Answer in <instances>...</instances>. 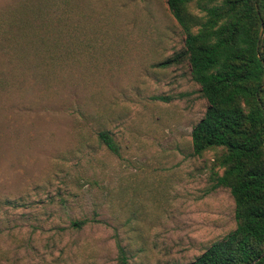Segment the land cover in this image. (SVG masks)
<instances>
[{"label":"rangeland","instance_id":"obj_1","mask_svg":"<svg viewBox=\"0 0 264 264\" xmlns=\"http://www.w3.org/2000/svg\"><path fill=\"white\" fill-rule=\"evenodd\" d=\"M35 1L0 41V264L193 260L233 201L192 154L187 65H156L183 46L165 0Z\"/></svg>","mask_w":264,"mask_h":264},{"label":"trees","instance_id":"obj_2","mask_svg":"<svg viewBox=\"0 0 264 264\" xmlns=\"http://www.w3.org/2000/svg\"><path fill=\"white\" fill-rule=\"evenodd\" d=\"M165 2L183 46L156 65H187L206 102L190 130L192 154L212 152L211 189H227L233 201L234 228L185 264H264V0ZM47 3L36 0L35 11ZM29 9L19 0L3 10L0 41L10 42L6 35L21 28L18 15ZM96 135L115 152L107 131ZM119 264H125L121 248Z\"/></svg>","mask_w":264,"mask_h":264},{"label":"water","instance_id":"obj_3","mask_svg":"<svg viewBox=\"0 0 264 264\" xmlns=\"http://www.w3.org/2000/svg\"><path fill=\"white\" fill-rule=\"evenodd\" d=\"M259 36H260V31H259V33H258V38H259Z\"/></svg>","mask_w":264,"mask_h":264}]
</instances>
